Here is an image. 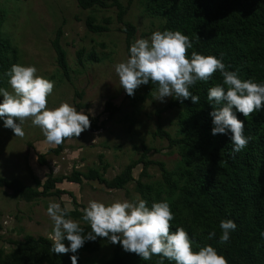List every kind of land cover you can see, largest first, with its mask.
Instances as JSON below:
<instances>
[{
    "label": "trees",
    "instance_id": "1",
    "mask_svg": "<svg viewBox=\"0 0 264 264\" xmlns=\"http://www.w3.org/2000/svg\"><path fill=\"white\" fill-rule=\"evenodd\" d=\"M77 1L83 9L115 7L117 20L124 25L130 54L138 28L125 18L135 0H127V4L123 0ZM147 9L164 19L157 31L178 30L190 38L193 47L188 49L189 58L193 51L205 56L213 55L242 80L264 83V0H148ZM110 24V17L104 18L102 23L91 15L86 18L88 29L94 33L108 31ZM61 33L59 29L52 45L59 67L70 78L68 55L60 41ZM145 35L148 33L142 34V38ZM11 52L16 53V48L9 39L0 36V79L15 63ZM85 54V47L78 50L80 63L84 62ZM87 58L99 61L95 50H91ZM222 83L223 77L217 71L208 81L198 80L189 88L192 94L199 96V103H193L190 98L181 103L171 97L169 103L157 111L160 117L161 112L167 109H181L176 135L161 126L155 132L168 139L169 147L179 150L180 159L173 169L168 168L164 161L150 157L152 151H159L158 148L143 144L140 157L132 160L112 179L104 176L109 167L107 163L103 170L91 167L86 173L73 170L70 175L57 176L51 170L40 188L1 176L0 188H8L14 197L31 201L64 193L73 195L58 187L64 181L82 183L88 179L98 181L109 189H123L135 181L136 190L149 207L154 202L169 203L174 215L172 231L183 227L189 234L194 251L211 245L227 259L228 264H264V110L247 118L237 112L238 118L244 120V135L249 138V143L240 152L233 153L231 133L212 134L214 125L210 112L213 106L207 101V92ZM76 96L81 98L83 93L77 91ZM75 106L82 109L80 103ZM119 110L120 106L109 100L103 113L112 118ZM89 119L91 125L87 130L102 128L99 115H89ZM67 139L50 151L60 154ZM103 156L100 155V158L103 159ZM38 159L41 165H46L43 154ZM140 164L143 168L136 178L134 170ZM151 165H158L161 170L158 182L144 180L149 177L148 168ZM74 200L77 201L76 198ZM77 206L67 217L78 219L83 228L82 235L86 236L91 232L90 225L82 219V209L86 206ZM226 219L233 220L237 227L230 233L228 242L220 243V222ZM212 232L215 236L209 238ZM7 242L13 248L8 252L0 247V264H72L73 255L77 256V264H83L84 252H96L109 241L100 237L94 241L86 240L76 253L64 254H55L52 251L53 241L46 236L27 235L23 240L8 239ZM113 245L112 256L99 264H161L162 259L163 264H175V261L157 255L150 261H144L136 253L126 252L119 243Z\"/></svg>",
    "mask_w": 264,
    "mask_h": 264
},
{
    "label": "rangeland",
    "instance_id": "2",
    "mask_svg": "<svg viewBox=\"0 0 264 264\" xmlns=\"http://www.w3.org/2000/svg\"><path fill=\"white\" fill-rule=\"evenodd\" d=\"M127 4V0H123ZM148 0H135L126 14V21L133 22L138 31L133 38L149 39L157 31L164 19L155 16L147 9ZM94 16L99 23L106 17L111 18L109 30L101 33L91 32L86 25V18ZM61 29L60 41L67 51L70 78L59 67L52 42ZM0 36L9 39L16 53L11 52L14 64L31 65L37 68V75L54 82L53 92L48 96V108L58 107L61 102L75 106L80 103L85 114L100 116L102 128L98 131L85 130L79 137L68 138L65 149L56 154L50 151L54 145L45 142L42 130L34 126L31 119L24 121V136H15L11 128L4 126V117H0V177L19 179L24 184L40 188L52 170L55 175H70L73 170L88 172L91 167L103 170L109 164L104 176L112 179L126 166L142 154L143 144L158 148L150 157L164 161L173 169L180 157L176 147H169L167 138L156 135L161 126L172 135L177 134L180 108L174 107L157 113L170 101L154 99L158 95V85L151 80L140 85L134 95L127 96L120 85L115 65L129 58L124 25L117 20L115 7L94 6L83 9L77 0H0ZM86 48L83 63L79 62L77 52ZM95 50L99 61L87 58ZM0 88L12 91L8 76H1ZM83 96L77 97L76 92ZM0 98L3 100L2 95ZM112 100L120 110L109 118L103 113L105 103ZM91 110V111H90ZM18 122V121H17ZM44 155L46 165L38 161ZM100 155H104L103 159ZM143 165H138L134 174L137 178ZM149 177L145 181L161 180L158 165L148 168ZM66 190L62 196L40 197L31 201L14 197L8 188H0V247L10 251L13 246L7 240H23L27 235L50 237L53 222L47 215L50 202H57L72 210L77 205L88 206L96 200L106 205L116 200L134 201L138 196L135 181L123 189H109L98 181L84 179L82 183L64 181L58 184ZM76 198L77 201L74 200ZM81 208V207H80ZM70 218L78 223V219ZM63 243H70L65 238ZM114 245L110 241L98 251L82 254L83 264H99L113 254ZM68 253H72L69 251Z\"/></svg>",
    "mask_w": 264,
    "mask_h": 264
},
{
    "label": "clouds",
    "instance_id": "3",
    "mask_svg": "<svg viewBox=\"0 0 264 264\" xmlns=\"http://www.w3.org/2000/svg\"><path fill=\"white\" fill-rule=\"evenodd\" d=\"M192 47L190 38L178 30L155 31L149 39L135 40L130 46L129 58L115 65L120 85L132 96L140 85L151 80L158 85V95L154 99L163 102L165 97H173L183 103L190 98L193 103H199V96L192 94L189 88L198 80L208 81L219 71L223 83L207 92V101L213 106L210 112L214 125L212 134L231 133L232 152H240L249 138L244 135V120L238 118L237 112L247 118L264 110V83L242 80L236 72L227 70L216 56L193 51L189 58L188 49ZM6 75L12 91L0 88L3 97L0 117H4V126L11 128L15 136H24L22 125L27 119L42 130L45 142L54 146L66 138H77L90 128L89 115L67 102L47 107L54 82L37 75L35 66L14 64ZM71 211L67 205L62 208L57 202H50L47 207V215L53 222L49 238L55 254L76 253L86 240L100 237L113 244L119 243L126 252L136 253L144 261L157 255L175 264H228L211 245L194 251L183 227L172 231L174 215L167 201L154 202L149 207L147 201L138 196L134 201L116 200L108 205L91 200L82 209V219L91 227L86 236L82 235L83 228L78 222L66 218ZM236 227L233 220H222L220 243L228 242ZM213 236L215 232L209 233V238ZM65 238L70 242L68 246L63 243ZM71 260L72 264H77L76 255Z\"/></svg>",
    "mask_w": 264,
    "mask_h": 264
}]
</instances>
